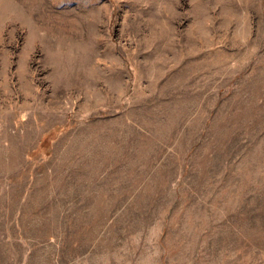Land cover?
Here are the masks:
<instances>
[{
    "label": "rangeland",
    "instance_id": "374dc122",
    "mask_svg": "<svg viewBox=\"0 0 264 264\" xmlns=\"http://www.w3.org/2000/svg\"><path fill=\"white\" fill-rule=\"evenodd\" d=\"M0 264H264V0H0Z\"/></svg>",
    "mask_w": 264,
    "mask_h": 264
}]
</instances>
